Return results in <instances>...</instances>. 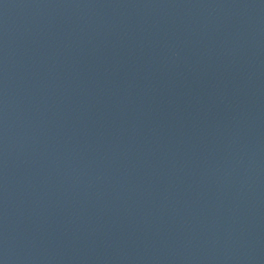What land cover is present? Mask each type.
<instances>
[{
    "label": "water",
    "instance_id": "obj_1",
    "mask_svg": "<svg viewBox=\"0 0 264 264\" xmlns=\"http://www.w3.org/2000/svg\"><path fill=\"white\" fill-rule=\"evenodd\" d=\"M0 264H264V0H0Z\"/></svg>",
    "mask_w": 264,
    "mask_h": 264
}]
</instances>
